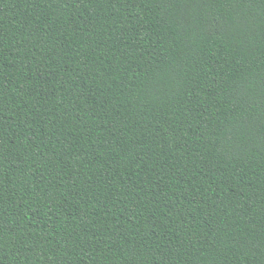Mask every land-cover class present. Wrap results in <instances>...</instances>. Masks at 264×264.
<instances>
[{
	"label": "trees",
	"instance_id": "obj_1",
	"mask_svg": "<svg viewBox=\"0 0 264 264\" xmlns=\"http://www.w3.org/2000/svg\"><path fill=\"white\" fill-rule=\"evenodd\" d=\"M0 264H264V0H0Z\"/></svg>",
	"mask_w": 264,
	"mask_h": 264
}]
</instances>
